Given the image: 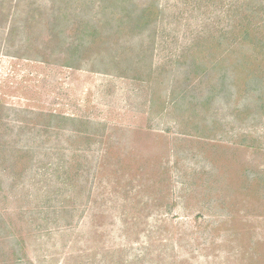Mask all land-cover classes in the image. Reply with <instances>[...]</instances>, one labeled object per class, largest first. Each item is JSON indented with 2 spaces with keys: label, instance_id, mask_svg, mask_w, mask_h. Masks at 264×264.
I'll use <instances>...</instances> for the list:
<instances>
[{
  "label": "rangeland",
  "instance_id": "obj_1",
  "mask_svg": "<svg viewBox=\"0 0 264 264\" xmlns=\"http://www.w3.org/2000/svg\"><path fill=\"white\" fill-rule=\"evenodd\" d=\"M0 264H264V0H0Z\"/></svg>",
  "mask_w": 264,
  "mask_h": 264
}]
</instances>
